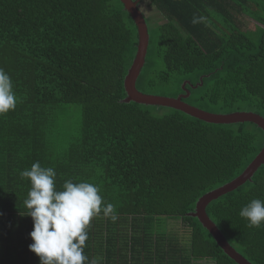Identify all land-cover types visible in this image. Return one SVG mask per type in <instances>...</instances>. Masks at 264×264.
<instances>
[{"label": "trees", "instance_id": "obj_1", "mask_svg": "<svg viewBox=\"0 0 264 264\" xmlns=\"http://www.w3.org/2000/svg\"><path fill=\"white\" fill-rule=\"evenodd\" d=\"M132 1L149 33L138 91L172 99L189 92L183 102L204 112L264 118V0ZM138 44L121 0H0V68L17 97L0 115V264H40L29 251L30 182L20 178L37 161L55 169L58 190L66 180L93 183L115 206V220L91 221L89 261L237 264L193 213L204 195L245 172L264 131L125 102ZM70 109L80 113L75 132L60 121ZM257 198L264 165L206 214L239 254L264 264V225L250 228L239 215Z\"/></svg>", "mask_w": 264, "mask_h": 264}, {"label": "clouds", "instance_id": "obj_2", "mask_svg": "<svg viewBox=\"0 0 264 264\" xmlns=\"http://www.w3.org/2000/svg\"><path fill=\"white\" fill-rule=\"evenodd\" d=\"M203 18H193L199 23ZM16 93L11 77L0 68V115L15 109ZM56 171L34 162L30 169L20 172L21 179L30 182L25 207L33 222L29 251L40 264H100L102 257L89 258L84 254L88 228L94 217L103 214L115 216V206L105 203L100 188L89 182L66 180L61 189L56 188ZM250 228L264 225V200L253 199L239 212Z\"/></svg>", "mask_w": 264, "mask_h": 264}, {"label": "water", "instance_id": "obj_3", "mask_svg": "<svg viewBox=\"0 0 264 264\" xmlns=\"http://www.w3.org/2000/svg\"><path fill=\"white\" fill-rule=\"evenodd\" d=\"M121 2L124 4L125 9L129 12L132 19L134 20L138 29L139 36L138 52L134 63L125 79V89L128 94L125 102H135L138 104L177 109L197 119L214 124H236L247 122L254 123L264 131V118L260 115L250 112L233 113L227 115L207 113L183 102V99L188 97L189 92H187L185 96H180L177 99H172L154 95H145L138 91L136 88V82L144 68L149 45L148 27L146 25V21L143 17L142 12L138 7L137 2H134L132 0H121ZM185 86L186 83L183 85V88H185ZM262 165H264V148L240 177H238L233 182L204 195L197 203L196 211L195 213H193V216L199 219V221L210 232V234L213 236L222 250L237 264L251 263L228 243L218 227L212 222V220H210V218L206 214V208L211 202L217 200L227 193L238 189L247 181L251 180L254 174Z\"/></svg>", "mask_w": 264, "mask_h": 264}, {"label": "rangeland", "instance_id": "obj_4", "mask_svg": "<svg viewBox=\"0 0 264 264\" xmlns=\"http://www.w3.org/2000/svg\"><path fill=\"white\" fill-rule=\"evenodd\" d=\"M142 10L144 13H150L152 11V9L150 7H148V5H146L145 3L142 5ZM145 18L147 19L148 21V24L151 26L152 25V19L151 18H148V16L145 15ZM249 20H244V22H248ZM249 26H251V23L249 21ZM217 115V114H216ZM79 116H80V113L78 111V109H70L68 110V113L67 114H61L60 115V121L63 122L65 125L66 123L68 125H66V127L68 126L69 127V131L70 132H75L76 129H78L79 127Z\"/></svg>", "mask_w": 264, "mask_h": 264}]
</instances>
